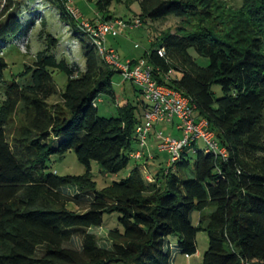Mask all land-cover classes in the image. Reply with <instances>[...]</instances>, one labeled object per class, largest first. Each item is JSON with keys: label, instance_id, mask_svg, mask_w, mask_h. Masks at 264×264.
Here are the masks:
<instances>
[{"label": "trees", "instance_id": "obj_1", "mask_svg": "<svg viewBox=\"0 0 264 264\" xmlns=\"http://www.w3.org/2000/svg\"><path fill=\"white\" fill-rule=\"evenodd\" d=\"M1 1L0 264H174L173 250L184 256L196 253L199 231L208 240L201 264H264V0H241L237 7L224 0H138L134 20L140 24L180 20L174 32L161 31L159 47L139 59L146 60L158 84L189 99L194 116L206 119L227 153L225 158L205 153L196 142L192 165L185 149L168 167L140 165L136 162L142 157H130L142 122L137 106L122 101L115 115H98L101 95L115 100L112 77L119 72L98 56L69 17L68 0L44 1L75 30L83 69L57 58L53 50L59 40L46 33L43 48L24 65L23 78L4 81L2 45L19 37L24 25L19 0ZM121 1L96 0L98 17L86 20L116 19L106 12ZM56 70L67 76L60 92L51 76ZM52 97L57 100L50 102ZM140 103L148 108L143 99ZM19 112L24 123L9 137L7 125ZM68 151L85 172H47V160ZM130 160L126 177L96 188L91 162L114 175ZM143 166L150 180H144ZM68 189L75 192L67 194ZM66 202L86 205V210H69ZM193 212L198 213L195 222ZM111 213L119 214V226L106 231L109 245L101 246L90 229L100 228L104 214ZM73 238L80 240L79 248L71 245Z\"/></svg>", "mask_w": 264, "mask_h": 264}, {"label": "rangeland", "instance_id": "obj_2", "mask_svg": "<svg viewBox=\"0 0 264 264\" xmlns=\"http://www.w3.org/2000/svg\"><path fill=\"white\" fill-rule=\"evenodd\" d=\"M71 6L77 8L83 17L87 19L95 17L97 13L95 2L96 0H68ZM230 7H237L241 0H224ZM2 1L0 0V8ZM18 16L21 23L24 25V32L19 37L10 39L8 43L2 45V53L7 64L2 73V79L6 82L16 78L20 81L25 64H31L34 60L36 52L44 46V35L50 33L55 36L59 42L53 50L57 58H65L69 63L77 65L78 70L84 67V60L80 47L73 38L74 29L60 21L57 10L47 4L44 0H19L17 1ZM140 12L138 0H122L114 2L108 11L107 15L111 18H116L124 21L125 28L120 30L117 36L107 35L104 40L105 47H114L117 51V56L120 61L131 60L138 58L146 51H150L159 47L160 43L158 35L161 31L169 30L174 32L180 25V20L174 17H168L161 21L144 20L138 26H130ZM200 64H206L204 58H197ZM51 76L57 87V91H62L65 87L67 76L61 71H53ZM113 90L116 95V101H112L108 95H101V100L96 101L97 113L99 116L110 117L115 115L116 103L128 101L133 106H137V115L140 116L145 110L141 106L142 94L137 92L136 88L130 81L124 80L120 73H115L112 77ZM217 95H220L218 86H213ZM3 87L0 86V101L2 99ZM57 97H52L49 101L54 102ZM144 101V100H143ZM24 123V118L21 112L13 115L11 121L7 125V136L12 137L19 133L20 127ZM197 144H202L198 141ZM203 145V144H202ZM189 148V160L192 165L196 152ZM164 153V152H161ZM47 172L56 173L58 176L65 175H80L85 172L84 166L77 160L73 151H68L62 155H53L47 160ZM133 166V161L130 160L129 165L118 174H107L98 166L96 162H91V177L96 183V188L100 189L109 185L113 181H119L129 174ZM144 180L151 178L147 167L141 168ZM72 188V187H71ZM75 190H66L67 194L74 193ZM92 194V193H91ZM65 207L69 210L83 212L86 210V205H78L66 202ZM198 213L191 214L193 222L196 221ZM118 213L104 214L103 225L100 228H91L90 232L97 237V243L101 246H108L109 242L106 239V231L110 228L118 227ZM172 248L175 249V239L169 238ZM71 245L74 248L80 247V240L73 238ZM208 247L206 233L199 231L196 234V253L192 256H184L177 251L172 252L174 264H201L202 255Z\"/></svg>", "mask_w": 264, "mask_h": 264}, {"label": "built area", "instance_id": "obj_3", "mask_svg": "<svg viewBox=\"0 0 264 264\" xmlns=\"http://www.w3.org/2000/svg\"><path fill=\"white\" fill-rule=\"evenodd\" d=\"M66 10L69 17L82 29L92 41L98 56L109 66L119 72L124 80L130 81L142 94L143 100L148 103V108L143 113L142 122L136 126V148L130 153V157L139 159L147 150L148 139L153 126L161 122H169L173 118L178 120L177 129L181 131V137H174L156 132V150L167 154L166 167L174 165L185 149L201 141L205 153L225 158L226 149L216 139L215 133L210 129L204 118L194 116L193 107L189 99L180 91L158 84L152 75L151 67L145 59L120 61L117 53L105 47L104 40L107 35L117 36L126 24L120 19L110 21H88L80 11L66 2ZM130 26L140 25L138 19L133 20ZM158 55L165 58L163 48L158 49ZM150 180V178H148Z\"/></svg>", "mask_w": 264, "mask_h": 264}, {"label": "crops", "instance_id": "obj_4", "mask_svg": "<svg viewBox=\"0 0 264 264\" xmlns=\"http://www.w3.org/2000/svg\"><path fill=\"white\" fill-rule=\"evenodd\" d=\"M95 17H98V14ZM84 18L87 19V17H84ZM109 48L113 49L117 53V51L115 50L116 48L114 49V47H112V46H109ZM140 57L141 56H139L138 58H135V59L132 58L131 60H136V59H139ZM137 92H140V91L137 90ZM100 100H101V98H100ZM114 101H116V95H115V100ZM143 113L144 112L142 111L140 116H142ZM177 124H178V120L176 118H173L169 122H161V123L155 124L153 126V129L151 130V133H150V136H149V139H148L147 150L144 153L145 155L142 157V159L138 160L136 163L137 164L140 163V165H142V163L145 161L146 163H151L152 162V164L154 166H157V167L163 166L166 163L167 155L165 153H161V152H158L156 150L157 140H156L155 135H156L157 131H161L164 134H170V135H172L174 137H181L182 133H181V131H179L177 129Z\"/></svg>", "mask_w": 264, "mask_h": 264}]
</instances>
